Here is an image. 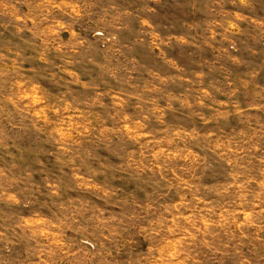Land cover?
<instances>
[{
    "label": "rangeland",
    "instance_id": "1",
    "mask_svg": "<svg viewBox=\"0 0 264 264\" xmlns=\"http://www.w3.org/2000/svg\"><path fill=\"white\" fill-rule=\"evenodd\" d=\"M0 264H264V0H0Z\"/></svg>",
    "mask_w": 264,
    "mask_h": 264
}]
</instances>
